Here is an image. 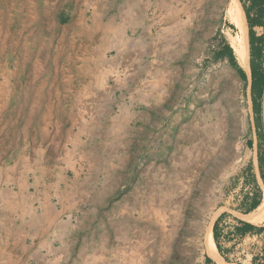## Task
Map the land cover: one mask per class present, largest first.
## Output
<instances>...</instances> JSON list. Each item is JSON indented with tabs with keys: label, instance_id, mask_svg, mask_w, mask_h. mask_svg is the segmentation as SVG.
I'll return each mask as SVG.
<instances>
[{
	"label": "rangeland",
	"instance_id": "obj_1",
	"mask_svg": "<svg viewBox=\"0 0 264 264\" xmlns=\"http://www.w3.org/2000/svg\"><path fill=\"white\" fill-rule=\"evenodd\" d=\"M148 1L9 0L10 36L4 51L0 44V87L32 91L52 84L53 91L70 89L65 81L15 79L80 73L79 52L72 65L63 57L58 62L49 57L61 35L60 43L80 50V35L71 41L70 32L62 31L74 22L90 31V39L97 38L105 55H94L89 63L100 60L102 66L118 42L122 8L132 4L149 13L163 3ZM224 1L164 0V78L159 83L154 78V107L134 115L126 131H109L112 136L103 130H66L64 114H48L44 123L40 113L12 106L13 98L8 107H0V214L5 217L21 206L23 193L32 201L49 168L54 178L63 181L59 176L65 175L70 182L65 203L71 207L62 213L67 224L63 235L50 250L44 247L48 252L25 242L34 255L17 258L15 243L6 240L0 243L2 264H264V227L261 236L234 240L229 228L218 235L220 243L214 237L217 222L225 228L234 220L233 212L250 210L258 197L255 175L264 168L255 165L264 153V137L255 111L260 102L251 90L249 43L246 68L233 50L234 61L219 54L221 41L229 44L237 32ZM66 10L72 18L63 16ZM3 19L0 15V24ZM97 27H108L110 33L98 34ZM255 33L264 42V26ZM260 63L264 70V43ZM91 69L103 72L102 67ZM10 74L13 79L4 82ZM97 83H88L89 89ZM72 84L76 90L86 82ZM116 117L110 113L100 120ZM85 175L96 177L94 188L72 183L87 180Z\"/></svg>",
	"mask_w": 264,
	"mask_h": 264
},
{
	"label": "crops",
	"instance_id": "obj_2",
	"mask_svg": "<svg viewBox=\"0 0 264 264\" xmlns=\"http://www.w3.org/2000/svg\"><path fill=\"white\" fill-rule=\"evenodd\" d=\"M132 1L128 0L129 3H127L130 4ZM162 2V4H156L154 9L149 12L150 14L144 9L137 11L131 8L132 4L127 9L126 6L122 8L119 15L122 20L118 23L120 31H117L119 34L118 42L114 43V47H111L113 52L112 59L103 61L102 66L100 60L97 61V64L91 65L89 63L90 57L94 55L99 57L103 55L104 57L105 55V51L101 50L103 48L101 47L100 49V44L95 42L97 38L90 39V31L88 29L78 22L73 24L71 23L73 21H70L69 23L72 26L62 29V31L70 32L71 41H74L75 37L80 35V50L74 49L70 46V43H60L64 41V36L61 35L59 44L54 48L50 47L49 57L56 62L63 57L65 61L70 60L72 65L75 63L73 58L77 57L79 52L81 72L65 75L33 74L27 77L23 75L21 81L15 79V82L20 83L25 81L24 78H28L27 81L33 82L47 81L56 83L65 81V83H69L67 87H70V89H56L53 91V85L50 84L48 90L44 89L45 85H39L38 88H33L32 91L23 86L16 91L13 90L15 87L10 88L9 85L1 86L0 107H8L10 105L9 98H13L15 99V104L12 101V106L26 108V110H20L25 111V113H40L41 121L44 123L48 121L46 118L48 114H64L65 125L62 128L66 130L78 129L80 131H88V133L89 131L103 130L105 134H110L109 131L113 130H128L134 115L140 116L154 107V99L157 97V93L152 87L154 78H157V83H159V78H164V0ZM147 3L150 2L146 0ZM73 15V12L68 10L63 14L66 18H72ZM259 27L262 28L263 26H253L254 33L255 29ZM107 28L97 27L96 33L104 34V31L108 30ZM108 32L110 33L109 30ZM255 35L257 36L256 33ZM224 43L227 44V42L222 40L220 47ZM94 45H97V52L93 51ZM92 66L102 67L103 72L94 73V69H91ZM6 77L4 82L7 83L13 79L12 74L6 75ZM76 81L86 82V85L84 84L80 89L74 90L72 89V83ZM95 81L98 82L96 89H89L88 83ZM110 113L119 117H116V119L111 118L108 122L100 120L102 116L104 117V115ZM73 115L75 117L79 116V118H75V123L73 122ZM92 115H96L95 118ZM260 116L262 118V112H260ZM57 123L60 124L58 120ZM58 127L60 125H57ZM262 130L264 132V122ZM263 155L264 153L259 154L256 158L255 165L257 168L260 167V159ZM42 175V178L38 181V186L43 187H39L33 192L32 201L28 200L27 193H23L25 202L21 206L13 208L5 214V217L3 212L0 214V217L6 218V221L0 218V243L6 240L14 242L15 244L12 248L16 250L14 255L17 258L22 257L24 254L28 258L34 255L25 242H36L38 243L36 249L39 252H48L50 244L63 235L64 228L67 226L61 218L64 210L71 208L65 203L69 193L67 188H69L70 182L65 175L59 176L65 179L63 181L54 178L55 175L50 168L48 171L45 170ZM255 177L256 186L259 189L257 191L258 197H255L256 202L258 201L257 205L254 209L246 212H233L234 220L231 221L230 226L219 229L222 225L217 222L215 227L217 244L220 243L218 241L220 232H227L223 230H228L229 228L235 235L234 240L256 235L261 236L264 219L254 223L247 217L260 206L264 199V168L258 169ZM85 178L87 180L72 181V183L79 184L80 188H82L85 186L84 184H92L91 181H94L96 177L85 175ZM96 184L97 182H93L92 188ZM248 195L251 196L252 193L249 192ZM245 198L251 199V197L249 198L246 195ZM243 223L250 224L252 229L246 231L244 235L236 234L235 227H241ZM222 235L219 238H222ZM44 247L48 250L44 251ZM218 248L219 257L223 258V249L220 245ZM45 254L47 255L48 253ZM26 256L25 258H27ZM0 264L2 263L0 262Z\"/></svg>",
	"mask_w": 264,
	"mask_h": 264
},
{
	"label": "trees",
	"instance_id": "obj_3",
	"mask_svg": "<svg viewBox=\"0 0 264 264\" xmlns=\"http://www.w3.org/2000/svg\"><path fill=\"white\" fill-rule=\"evenodd\" d=\"M246 23L248 26V43H249V69L251 79V90L257 99H259L258 105H256L255 111L260 116L262 112V118L264 122V70L261 67V51L263 48V39L261 36H256L253 31V26H264V0H239ZM255 13V15H254ZM253 14V15H252ZM220 55H228L231 61H234L232 49L228 44H223L220 47ZM259 61V62H256ZM242 76L246 77V73L241 70ZM261 138L264 137L260 133ZM260 164H264V155L260 159ZM258 202L253 201L250 210L254 209ZM263 228V227H262ZM252 226L248 223H243L241 227H235V232L240 235H244L246 231L251 230ZM215 237V236H214ZM216 239V237H215Z\"/></svg>",
	"mask_w": 264,
	"mask_h": 264
},
{
	"label": "bare ground",
	"instance_id": "obj_4",
	"mask_svg": "<svg viewBox=\"0 0 264 264\" xmlns=\"http://www.w3.org/2000/svg\"><path fill=\"white\" fill-rule=\"evenodd\" d=\"M224 2L226 16L235 25L237 29V32H235V36H231L229 38V45L231 46L234 52L238 64L240 66H245L246 68L248 66V39L244 13L238 0H225ZM0 3L2 8L0 11V15L2 17L4 16L5 19H3L4 22L2 20V26L0 27V44L2 46L1 51H4V45H6L7 38H9L10 36L8 33V25L10 24V21H8L7 18L10 7L8 5L9 0H0ZM68 26L71 25L69 24ZM247 218L254 223H258L264 219V199L260 206ZM210 247L212 251H215L213 245Z\"/></svg>",
	"mask_w": 264,
	"mask_h": 264
}]
</instances>
